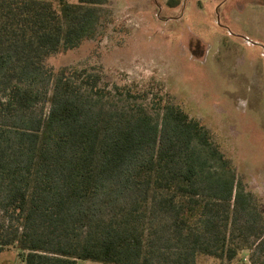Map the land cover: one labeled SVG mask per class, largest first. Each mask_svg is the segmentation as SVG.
<instances>
[{"label": "trees", "instance_id": "obj_1", "mask_svg": "<svg viewBox=\"0 0 264 264\" xmlns=\"http://www.w3.org/2000/svg\"><path fill=\"white\" fill-rule=\"evenodd\" d=\"M103 3L0 0V254L247 264L241 252L264 249L263 229L229 180L204 172L207 128L178 105L159 120L116 105L147 93L47 64L95 37Z\"/></svg>", "mask_w": 264, "mask_h": 264}, {"label": "rangeland", "instance_id": "obj_2", "mask_svg": "<svg viewBox=\"0 0 264 264\" xmlns=\"http://www.w3.org/2000/svg\"><path fill=\"white\" fill-rule=\"evenodd\" d=\"M47 64L99 73L101 86L147 93L113 102H135L155 120L165 104L198 120L210 134L204 172L244 196L264 237V0H104L95 37ZM251 256L264 264V249L241 252L247 264ZM0 264L23 263L12 250L0 254Z\"/></svg>", "mask_w": 264, "mask_h": 264}]
</instances>
